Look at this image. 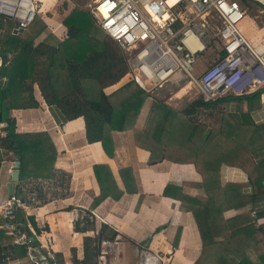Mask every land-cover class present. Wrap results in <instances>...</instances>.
Returning <instances> with one entry per match:
<instances>
[{
  "label": "trees",
  "instance_id": "obj_1",
  "mask_svg": "<svg viewBox=\"0 0 264 264\" xmlns=\"http://www.w3.org/2000/svg\"><path fill=\"white\" fill-rule=\"evenodd\" d=\"M243 1L249 6L250 3ZM34 24L37 30L28 33L27 28L23 34L14 35V22L0 16V57L4 60L7 53L14 54L0 74L6 78V85L0 91L2 98L10 96L9 107L2 110L38 108L33 92V85L37 84L46 105L56 107L64 123L82 118L87 143H102L105 153L111 157L109 134L131 128L148 98L128 78L123 85L106 92L127 77L125 53L99 29L89 11L82 8H73L64 19L66 38L63 41L49 36L34 46L33 40L45 29L38 19L31 26ZM263 93L264 86L249 94L227 93L213 101H204L196 93L181 110L168 102L155 101L145 126L136 132L137 141L151 143L152 161L158 154L159 159L172 163L192 164L201 176L204 190L221 187L222 166L241 169L247 175V183L224 186V210L250 209L235 215L236 226L232 228L229 222L219 242L212 239L206 218L210 201L189 197L181 187L165 186L162 196L196 206L192 213L202 252L195 264H254L252 256L264 264V226L256 225L255 217L251 216L253 207L264 201V123L256 124L250 115L261 107ZM229 100L246 103V112L241 106L238 113H227L225 105ZM4 125L6 135L1 139L0 148L11 152L19 162L18 183L26 178H49L56 150L48 134L17 133L13 119L6 118ZM246 188L251 190L250 194L244 193ZM15 216L27 235H32L31 228L40 234L33 217L26 216L24 210L16 209ZM87 216H91L89 212L74 223V232L84 234L83 257L78 259L76 249L71 248V264H95L100 242L116 236L115 231L107 234L108 227L104 224L93 236L86 235L89 231L95 233L94 220L89 221ZM44 230L48 231L47 226ZM8 245H12V238L0 231V249ZM12 247L17 249L19 257H25L22 247ZM56 257L59 264H64L61 253H56Z\"/></svg>",
  "mask_w": 264,
  "mask_h": 264
},
{
  "label": "crops",
  "instance_id": "obj_2",
  "mask_svg": "<svg viewBox=\"0 0 264 264\" xmlns=\"http://www.w3.org/2000/svg\"><path fill=\"white\" fill-rule=\"evenodd\" d=\"M43 32L33 40L34 46L49 35L44 36ZM59 33L66 38L65 28ZM50 34L58 38L54 30L50 29ZM64 38L58 39L63 41ZM49 42L52 43L51 40ZM13 56V53H7L4 60L0 57V74L2 67ZM5 85L6 78L0 76V91ZM116 87L114 85L106 92ZM33 92L38 108L11 109L8 112L5 109L10 105V96L3 99L0 92V123L5 124L6 118L13 119L17 133H47L55 147L56 158L51 176L26 178L15 183L13 190L17 184L21 186L23 192L19 195L28 199V206L24 209L26 216L33 217L38 229L47 226L48 231L39 235L56 253L66 257L69 249L75 248L77 258L82 259L84 234L74 232V223L89 212L91 219H95V234L104 224L108 227L107 234L115 231L129 246L143 248L149 255L157 257L161 264H195L202 252L201 238L192 213L196 206L162 196L167 184L181 187L189 197L210 201L206 218L211 237L217 242L224 238L229 222L232 228L236 226L235 215L250 209L224 210V186L247 183V175L241 169L222 166L219 170L221 187L204 190L201 176L192 164L172 163L159 159L158 154L154 161L151 160V143L137 141L136 132L145 126L153 103L151 106L144 104L131 128L109 134L113 148L110 157L102 143H87L82 118L64 123L60 111L46 105L37 84L33 85ZM241 106L246 112V103L229 100L225 109L227 113L235 114ZM3 107L5 109L2 110ZM250 115L256 124L264 123V105L261 103V107ZM15 162L11 152L0 148V200H5L11 193L9 184ZM250 192L249 188L244 190L245 194ZM252 210L255 224L264 226V201ZM93 234L89 231L86 235ZM64 242L67 244L65 248ZM252 261L261 264L254 256ZM0 264L29 263L25 257L18 256L17 249L8 245L6 249H0Z\"/></svg>",
  "mask_w": 264,
  "mask_h": 264
},
{
  "label": "built area",
  "instance_id": "obj_3",
  "mask_svg": "<svg viewBox=\"0 0 264 264\" xmlns=\"http://www.w3.org/2000/svg\"><path fill=\"white\" fill-rule=\"evenodd\" d=\"M247 2L264 11V0ZM36 5L35 0H0V16L13 21L14 30H26L38 14ZM246 8L243 0H94L88 11L125 53L127 78L149 99L188 86L189 93L194 90L204 101H213L264 86V46L252 44L240 29ZM5 135L0 123V143ZM22 192L18 186L0 200V230L24 249L29 264H59L51 246L33 230L27 235L16 221L15 210L28 206ZM95 264L161 263L116 235L100 242Z\"/></svg>",
  "mask_w": 264,
  "mask_h": 264
},
{
  "label": "rangeland",
  "instance_id": "obj_4",
  "mask_svg": "<svg viewBox=\"0 0 264 264\" xmlns=\"http://www.w3.org/2000/svg\"><path fill=\"white\" fill-rule=\"evenodd\" d=\"M36 1H38L36 5L38 9V14L35 17L34 21L38 19L45 26V31L43 32L42 35L45 36L49 34L48 36H46L47 38L52 35L58 41H60L58 38L62 39L65 37V36H61V34L59 33V30H62L63 28H65L62 23L64 19L70 14L71 10L75 7L88 10L89 7L94 2V0H36ZM245 11H246V16H247L246 18H248L250 23L253 22L251 23V25L254 24L256 28L264 27V11L263 10H261L255 4L250 3L249 6H247ZM247 25H248L247 27L251 26L250 24H247ZM32 26L30 25L28 27L27 29L28 33L33 32L34 30L38 29L37 25L34 24V26L33 27ZM50 29L55 31V34L58 38H56L53 34H50ZM99 36L102 37L103 34L100 32ZM210 58H211V55H207V57H205V61L209 62ZM205 67H207L206 63L204 66H201L200 70H203ZM127 81H128L127 77H124L122 81L118 83L116 86L118 87L119 85H123ZM185 89H186V92L180 97L178 93L181 89L179 91L164 92L163 94L161 93L162 95L157 98H153V99L147 98L144 104L151 106V103H154L155 101L162 102V103L171 101L169 102V104L172 107H174V109L181 110L182 108L187 106L188 103H190L193 100V98L196 96V92L194 90L189 93L190 89L188 86ZM170 98L172 100H170ZM145 105L142 106L141 110L143 109V107H145ZM202 118H206V117H202ZM87 217L89 221L94 220V223H95V219H91L90 216H87ZM44 229H45V226H42L40 228V231H41L40 234H44L46 232ZM63 246L65 248L67 244L65 245V242H64ZM61 255H62L64 264L72 263L73 253L71 252L70 249H69V252H67L66 257H64L63 254ZM76 257H77V254H76Z\"/></svg>",
  "mask_w": 264,
  "mask_h": 264
},
{
  "label": "bare ground",
  "instance_id": "obj_5",
  "mask_svg": "<svg viewBox=\"0 0 264 264\" xmlns=\"http://www.w3.org/2000/svg\"><path fill=\"white\" fill-rule=\"evenodd\" d=\"M36 2H38V1H36ZM251 23L249 22L248 18H244L241 22V25H240L241 32L246 37V39H248L252 44L262 45V43H264V27L263 28H256L254 26V24L251 25ZM247 24H250L251 26L247 27L248 26ZM185 88H182L179 91V93H178L179 97L182 96L186 92ZM103 251H105V250H103ZM149 258H147L148 263L152 262L151 258L150 259Z\"/></svg>",
  "mask_w": 264,
  "mask_h": 264
},
{
  "label": "water",
  "instance_id": "obj_6",
  "mask_svg": "<svg viewBox=\"0 0 264 264\" xmlns=\"http://www.w3.org/2000/svg\"><path fill=\"white\" fill-rule=\"evenodd\" d=\"M24 30L19 29V30H14V34H22ZM264 96V95H263ZM19 180V162L14 163V170L11 174V183L9 184V190L10 192L13 191V186L15 183H17ZM144 252L143 248H139V253L142 255Z\"/></svg>",
  "mask_w": 264,
  "mask_h": 264
}]
</instances>
